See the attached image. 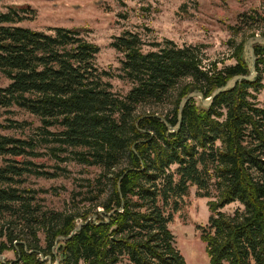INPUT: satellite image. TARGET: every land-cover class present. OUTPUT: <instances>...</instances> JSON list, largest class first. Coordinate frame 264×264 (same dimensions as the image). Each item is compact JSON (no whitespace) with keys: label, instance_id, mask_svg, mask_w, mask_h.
<instances>
[{"label":"trees","instance_id":"trees-1","mask_svg":"<svg viewBox=\"0 0 264 264\" xmlns=\"http://www.w3.org/2000/svg\"><path fill=\"white\" fill-rule=\"evenodd\" d=\"M33 13L0 12V72L10 81L0 108L18 106L41 123L30 137L0 135V264H187L170 223L190 187L210 197L213 179L212 214L198 227L211 264H264V44L255 45L256 79L209 107L191 99L173 130L190 92L210 97L249 74L243 42L233 44L235 64L207 68L200 45L165 39L146 50L126 30L111 44L131 84L120 94L96 63L100 46L78 28L18 25ZM263 22L257 12L241 20L243 28ZM44 146L56 164L35 162ZM69 159L100 172L66 210L47 208L28 177L57 178Z\"/></svg>","mask_w":264,"mask_h":264},{"label":"rangeland","instance_id":"rangeland-1","mask_svg":"<svg viewBox=\"0 0 264 264\" xmlns=\"http://www.w3.org/2000/svg\"><path fill=\"white\" fill-rule=\"evenodd\" d=\"M10 6L34 11L18 25L44 31H51L49 28L56 26L81 29L86 39L100 46L96 63L110 72L113 88L120 94H126L131 84L119 77L121 55L111 44L114 36L126 30L138 33L146 42V50L156 49L153 44L165 39H171L179 46L200 45L207 68L213 62L218 68L235 64L233 44L243 42L245 46L253 32L264 33V22L246 28L241 23L242 18L256 12L264 16V0H0V12L8 11ZM9 83L0 72V87ZM196 99L199 101V98ZM259 100L262 104L264 90L259 94ZM167 109L168 105H165L157 110L162 113ZM40 124L38 118L18 106L0 108V135L30 137ZM47 151V147H40L39 152L43 156L35 162L51 166L56 164L58 160L47 155ZM63 166H66V171L57 178L33 175L28 177L27 183L38 191V198L45 207L58 211L73 205V192L85 191L88 188L86 179L94 178L100 172L97 168H88L70 159ZM214 182L215 179L210 187V197H203L196 186L190 187L170 223L176 244L187 264L209 261L206 243L202 241L198 227L206 225L212 214L209 202L216 200L217 195ZM85 203H80V206ZM233 208L234 205H229L224 210L231 212ZM39 236L42 247H46L45 234L40 232ZM4 257L15 259L16 254L7 251Z\"/></svg>","mask_w":264,"mask_h":264},{"label":"water","instance_id":"water-1","mask_svg":"<svg viewBox=\"0 0 264 264\" xmlns=\"http://www.w3.org/2000/svg\"><path fill=\"white\" fill-rule=\"evenodd\" d=\"M264 44V35H254L249 37L246 40L244 46V56L246 61L249 64V74L248 75H236L231 78L225 85L214 90L210 97H205L204 93L200 90H194L190 92L187 96H185L179 106V122L175 127H171L173 130L178 129L181 125L183 110L186 104L193 98H200L201 102L204 106H211L214 98L221 92L229 90L233 88L239 81L241 80H254L257 77V69H256V55H255V45ZM94 218L96 216H93Z\"/></svg>","mask_w":264,"mask_h":264},{"label":"crops","instance_id":"crops-1","mask_svg":"<svg viewBox=\"0 0 264 264\" xmlns=\"http://www.w3.org/2000/svg\"><path fill=\"white\" fill-rule=\"evenodd\" d=\"M204 264H211V262H210V258H209V261H207L206 263H204Z\"/></svg>","mask_w":264,"mask_h":264}]
</instances>
